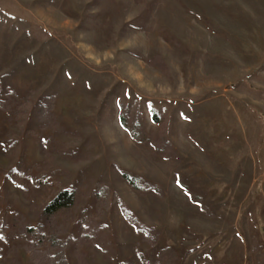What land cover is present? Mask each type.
Returning a JSON list of instances; mask_svg holds the SVG:
<instances>
[{
	"label": "rangeland",
	"instance_id": "obj_1",
	"mask_svg": "<svg viewBox=\"0 0 264 264\" xmlns=\"http://www.w3.org/2000/svg\"><path fill=\"white\" fill-rule=\"evenodd\" d=\"M0 100V264H34L59 186V236L99 227L88 264H264V0H0Z\"/></svg>",
	"mask_w": 264,
	"mask_h": 264
},
{
	"label": "trees",
	"instance_id": "obj_2",
	"mask_svg": "<svg viewBox=\"0 0 264 264\" xmlns=\"http://www.w3.org/2000/svg\"><path fill=\"white\" fill-rule=\"evenodd\" d=\"M14 97L18 98L16 95H14ZM1 102L2 101L0 100V103ZM47 106V103L45 105H41V118L44 120H51ZM29 109L30 102L28 99H25L23 102L19 101V104L16 105L15 109L11 108V110H13L15 113L16 118L20 122L26 121ZM152 117L157 122L158 119L155 113L152 114ZM119 123L125 130L128 131L134 140L154 143L155 139L146 133L142 115L136 107L132 105H120ZM50 160L51 158H48L47 163L34 179V185L39 188L46 189L51 184ZM22 162L23 159L20 158L18 161L19 167L22 166ZM122 177L132 187V189L137 192H142V190H149L151 188L149 185H142L138 178L131 176L128 173H123ZM74 198L75 194L72 190L59 186L51 201L41 207L40 215L46 220L47 223H49V225L45 233L38 236V244L34 247L35 249L33 250L32 254L34 264H69L66 257V250L69 248V246H71V244H75V252L78 255L80 264H88L84 260L81 249L85 244L91 242V236H96L99 231V227L95 225L91 226L88 231L83 227L81 234L77 238L70 236L67 239H62L59 236L60 231H58L55 227H52V223L50 224L52 217L57 215V213L60 211L68 209L73 205ZM119 204L122 210H124L122 202ZM124 213H127L126 210H124ZM140 230H144V227L141 226ZM44 241H47V247L43 250H39V246L44 244ZM175 259L176 253L172 249L167 248L161 252L160 258L156 262L146 261L142 256H140L139 264H174Z\"/></svg>",
	"mask_w": 264,
	"mask_h": 264
}]
</instances>
